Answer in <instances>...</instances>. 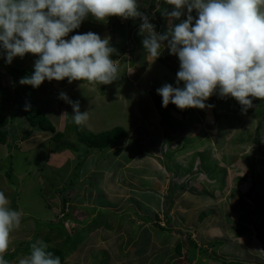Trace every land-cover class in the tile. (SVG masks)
I'll return each mask as SVG.
<instances>
[{"label":"rangeland","instance_id":"obj_1","mask_svg":"<svg viewBox=\"0 0 264 264\" xmlns=\"http://www.w3.org/2000/svg\"><path fill=\"white\" fill-rule=\"evenodd\" d=\"M92 18L83 22L84 29L104 38L111 36L113 20L119 17L108 19L109 28L107 23L100 25ZM138 29H129L128 39L122 41L119 38L120 43L110 38V45L116 49L111 58L117 60L119 78L107 85L88 81L68 83L67 78L59 82L45 80L39 88L21 85L14 82L10 68H17L15 75L19 80L30 77L38 56L29 53L23 58L14 57L8 64L6 52L0 46L1 86L8 87L12 94V100L5 107L11 135L7 144L0 143V191L11 201V208L23 213L19 229L10 233V248L5 254L10 264H19L20 259L28 256L31 244L45 243L50 238L51 242L46 243L64 250L67 257L64 264H163L166 254L168 261L165 264L185 261L186 257L180 259L175 250L177 241L163 247L162 258L155 251L145 249L147 244L150 246L154 242L153 238L157 242L161 240L158 238L159 231H163L160 227L166 225L164 215L154 217L156 212L152 209L162 207L163 197L153 187L145 185L139 191L143 197H137L130 208L133 211L137 203L136 210L140 207L147 215L144 218L138 214L130 217L121 209L108 208L113 204L102 191L106 186L105 177L113 172L114 167L129 163V175L133 172L153 179H148L150 182L159 180L166 184L165 190L169 195L171 193L169 198H176L190 208L191 218L188 219L189 214L179 216V221L187 229L177 226L172 228L173 231L198 229L201 232L215 226L218 228L220 223L231 225L233 229L238 226L244 231L243 235L252 236L246 243L254 237L258 243L253 244L257 261L264 264V247L260 243L264 241V116H256V110L243 111L245 116L249 113L252 118H242L239 122L232 119L231 112L225 121L206 113L198 122L195 119L199 116L194 114V109L190 110L194 117L189 114L193 118L192 124L188 123V118L175 122L173 119L178 113L174 112L178 108L170 103L165 108L157 89L164 84L180 87L173 79L176 74L166 67L154 65L157 62L144 65L146 75L143 77L134 72L148 62L142 57L139 43L142 39L135 32ZM73 31L82 33L83 28ZM119 49L126 54L117 59L121 53ZM17 92L30 97L50 117L56 130L64 133L60 143L51 141V134L31 127L23 113H16L13 97ZM62 92L70 100H78L80 108L88 111L87 130L99 133L122 127L128 133L127 138L104 151L86 149L74 133L73 108L60 98ZM259 102L258 108L259 105L263 107L264 101ZM162 112L170 114L169 118ZM63 113L67 115L62 116ZM237 134L252 143L243 144L240 141L245 138L237 136L239 142L235 144ZM207 144H212V155L207 152ZM7 173H10L11 180ZM122 181L118 177L119 184L112 189L117 190L118 185L125 187ZM176 183L180 186L175 187ZM116 194L112 196L117 197ZM65 197L68 201L66 212L70 210L67 231H53L45 226L51 222L59 225ZM143 198L151 204L149 208L146 203L142 205ZM168 215L173 217L174 212ZM144 221L150 223L144 225ZM168 227L171 224L167 230ZM168 235L169 240L175 239L172 233ZM181 236L185 237V234ZM214 251V256H210L212 260H226V255Z\"/></svg>","mask_w":264,"mask_h":264},{"label":"clouds","instance_id":"obj_2","mask_svg":"<svg viewBox=\"0 0 264 264\" xmlns=\"http://www.w3.org/2000/svg\"><path fill=\"white\" fill-rule=\"evenodd\" d=\"M164 2L173 7L170 12L164 10V15L180 22L160 34L139 10L138 0H0V46L8 64L29 53L38 56L33 74L21 78V85L39 88L45 80L65 78L68 83L107 85L119 78L117 60L111 58L116 49L110 45V37L101 38L91 31L65 37L89 16L103 23L111 17L140 18L142 44L151 61L159 58L165 42L169 53L179 59L176 83L184 86L164 84L157 89L165 108L169 103L180 110L210 108L213 106L205 101L217 92L221 98H234L244 111L253 107V99L264 101V0ZM60 98L72 106L73 122L86 125L88 111H80V102L63 92ZM10 204L0 191V264H10L5 259L10 233L19 229L23 216ZM46 249L43 241L31 244L30 254L19 264H61L60 258Z\"/></svg>","mask_w":264,"mask_h":264},{"label":"crops","instance_id":"obj_3","mask_svg":"<svg viewBox=\"0 0 264 264\" xmlns=\"http://www.w3.org/2000/svg\"><path fill=\"white\" fill-rule=\"evenodd\" d=\"M154 3H156V7L153 10L151 16L149 17V22L155 25V30L157 33L164 34L165 32H167V30L170 26H172L175 23H179L180 21H177V20H171L170 21L169 18L166 15H164V10H167L169 12L173 10V7L170 5H167L164 2V0H138V4L140 6L139 10L141 12L147 11L145 13V15L149 16L148 15L149 9H150L151 5H153ZM192 14L194 16L196 15L195 10L193 11ZM88 18L91 19L92 17L89 16ZM138 19L140 22V20H141L140 18H136V20L135 19L132 20L129 18V19L124 20V21H119L120 18L113 20V23H112L113 24V28H112L113 30L111 32L112 34L110 33L111 36H109L111 38V41H116V42L118 41L119 42V40H118L119 38L122 41L127 40L128 34H129L128 30L129 29L131 30V26L136 24L138 22ZM180 19L181 20L186 19V15L182 16ZM110 20H111V18H110ZM107 21H109V20H107ZM98 24L105 25V23H103V22H100ZM109 24H110V22H109ZM106 25L108 26V28L110 27L108 25V22ZM85 26L86 25H84L83 23L80 26L81 28H83L82 33L86 32V30L84 29ZM118 26L120 27V29H117ZM135 32L137 34H139L141 36V39L143 40L144 36L140 34V30H137ZM82 33H80V34H82ZM76 34H77L76 31H72L65 38L69 39V37L71 38L72 35H76ZM121 34H123V35H121ZM137 41H140V40L137 39ZM141 42L142 41H140L139 43H140V49L142 51V57H143V59H148V62L143 63L140 70H137V71L134 70L135 73L140 74L141 77H143V75L145 76L146 72L143 71L144 65L149 64V63L153 65V62L154 63L157 62V64H154V65H158L160 67L168 68L172 74H176L178 72V70H179V59L177 56L171 55L169 53V50L166 46L167 42H165V47L162 49L161 55L159 56V58H157L154 61H151V58L147 56L146 50L141 45ZM121 45H123V47H124V44H121ZM119 50L121 53L117 59H120V58H122L123 55H125L124 50H121V49H119ZM141 63H139V64H141ZM173 79H174V81L176 80V75L173 77ZM180 85H181L180 87H183L184 86L183 82H180ZM229 98H231V97L229 96V97L221 98L217 92V94H214L207 101H205V103L207 105H212V106L217 107V108L206 107L203 110L197 109V108H189V111L190 110L193 111L195 109L194 114H197L199 116V118H196L195 120L200 122V121H202V116H204L206 113L213 115V116H218L215 113L216 111H218V113H223L224 109L226 107H228V105H229L228 104ZM257 100H258V103L260 104V102H259L260 99H257ZM231 105H232V107L237 106L236 103H233ZM170 106H172L171 103H170ZM179 110L180 109H176V112L177 111L179 112ZM185 110H188V109H185ZM179 114H181V112H179ZM194 114H192L193 117H194ZM128 165H130V163L127 165L124 164V165H121L119 167H114L113 172H111L109 174V176L105 177L106 186H105V188L102 189V191L104 192V194H106V197H108L107 198L108 201H110V203L113 204V206L109 205L108 208H110V209L112 208L115 211L118 209H121L122 212H128L129 213L128 215H130V217H137V214L141 218H144L145 216H147L145 213H143V209H141L140 207L138 210H136V207L138 206L137 203H135L137 206H134V209H132L133 211L130 210L131 206H133V202L136 201V198L137 197H143V195L141 193H139V191L140 190L142 191L143 190L142 188H145V185L147 187H150V186L153 187L155 189L154 191H156L157 194L160 195V197H163V199L161 200L162 202L160 204V205H162V207H159L156 209V206H154V208L152 209L153 211L156 212L154 214V217L159 218L160 216L164 215V218H166V221H165L166 225L164 227H162L163 231L162 232L159 231L161 234L158 235L159 240L160 239L161 240L159 242H157V240L155 238H153L154 242L151 243L150 246H148V244H147V247L145 249H151V250L155 251V254H157V256H160V258H162L163 256L161 255V253H162L163 247L166 248V247L170 246L172 243L174 244V242L177 241L176 246L178 244L182 245L181 254L178 253L177 248L175 249L177 251L178 257H180V259L186 257V260L182 261L181 264H198V263H200V264H261L257 261L258 255L254 250L255 247L253 246V244L257 243L256 240H253L254 239V237H253L252 240H248L249 242L246 243V240L252 236L249 235L248 237H246L245 235H243L244 231L238 229L237 228L238 226L234 227L235 229H233L231 225L220 223L218 228H215L216 227L215 226V227H211L210 229H207L205 231L201 230V232L198 229L190 231V232H188V231L185 232L183 229H179L180 231H178V233L173 231L172 228H175L177 226L178 227L181 226V227L186 228L184 223L179 221V216L181 214H183V215L189 214L188 219L191 218L190 208L179 203L176 200V198H174V200H173V198H169L171 193L169 195V191H167V189L165 190L166 184L160 183L159 180L158 181L155 180V182H150V181H153V179L148 178L150 180L149 181L147 178L143 177L142 175L134 174L133 172L131 173V175H129L127 173V169L129 168ZM185 174H187V173H185ZM118 177H120L121 180L123 179L122 184L123 185L125 184V187H122V185H120V186L118 185V189L114 191V189H112V186H116L117 184H119ZM176 185H177V187L180 186L178 183H176L174 186L176 187ZM108 187H110V188H108ZM175 187H173V189ZM114 193H118V194L122 193V194H125V196L122 195L123 197H120L118 194H116L117 197H113L112 195H114ZM178 196H179V194H177V197ZM119 199L122 200V202H120ZM123 202L124 203L128 202V204L123 205L122 204ZM144 203H146V205H148L147 206L148 208L151 205L148 202V200L145 198H143L142 205H144ZM169 203H170V205H169ZM177 203H179V204L177 205ZM172 212H174L173 217L168 215ZM175 214H176V217H175ZM149 223H150V221L149 222L147 221V222H145L144 225H147ZM168 224H171V227H168V231H167ZM250 230H248V231H250ZM259 231L263 232V230L260 228H259ZM164 233H166V234H164ZM167 233L168 234L172 233V235L175 237V239H171L172 240L171 241L168 238H166V236L167 237L169 236ZM253 233H255V232H253ZM182 234H185V237L184 236L182 237L181 236ZM198 234H199V237H198ZM206 234H207V237H206ZM230 236H232V237H230ZM189 239L193 240L196 243V245H197L196 248L190 247L191 250L189 249V247H188L189 244L187 243ZM183 242H185V243H183ZM253 242H255V243H253ZM222 243L224 244L223 247H222ZM260 243L264 247V241H262ZM211 246L213 247L212 249L209 248ZM214 248L216 251H214ZM212 251L218 252L219 255H222V253H223V255L227 256L226 260H219V261H218V259L212 260L210 258V256L213 253ZM166 255H168V254H166ZM166 255H165V258L163 260L161 259L163 264H165L166 261H168ZM212 256H214V255H212ZM152 261L155 262L154 259Z\"/></svg>","mask_w":264,"mask_h":264},{"label":"trees","instance_id":"obj_4","mask_svg":"<svg viewBox=\"0 0 264 264\" xmlns=\"http://www.w3.org/2000/svg\"><path fill=\"white\" fill-rule=\"evenodd\" d=\"M156 7V3H154L153 5H151L149 12H148V18L151 16L153 10ZM142 23V20H140V22H137L136 24H134L133 26L137 29L138 26ZM133 26H131V29L134 28ZM139 30V29H138ZM17 68H10V74L14 80V82H18L19 83V78L16 77L15 73H16ZM33 93L36 94L35 91H33ZM12 100V94H11V90L8 87L3 88L1 86V78H0V143L1 144H7L9 142V137L11 135L9 129H8V125H9V119L5 114V107L6 104ZM236 103L237 106L232 107L231 104ZM13 104H14V110L16 111L17 114L23 113L24 117L26 118L27 122L29 123V125L33 128H38L43 132L49 133L51 134V141H55L60 143L64 137V133L57 131L54 124L52 123L50 117L40 108L38 107V105L35 104V102L30 98V97H25L24 93L21 92H17V94L15 95V97H13ZM228 107H226L224 109L223 113H218V111H216L215 113L220 117L223 118V120H227L230 117L229 112L232 113V115H234V117H232V119H235L236 121L238 120L240 122V120L242 118H252L251 114H245L243 113L244 110H242L241 105L234 99V98H229V102H228ZM26 105H28V109L26 110ZM160 109V106L157 105ZM213 108H217L214 107ZM233 109V112L230 111ZM255 111V115L256 116H264V106L258 108V100L257 99H253V107L247 109L246 111ZM81 112H84V110L82 108H80ZM162 111V110H161ZM179 112H181V114H179ZM179 112H175L178 113L175 119H173L175 122H180L181 119L185 120L188 118V123L192 124L193 123V118L189 117V114H191V112L188 110H179ZM185 112V114H183ZM164 113V117L169 118L170 114H168L167 112H162ZM187 116V117H186ZM178 124L175 125V132L177 133L178 128H177ZM74 133L77 136V140L81 145H84L86 149H96L99 151H104L107 150L108 148H110L113 145L119 144V143H123V140L127 138L128 133L127 131L122 128V127H116L113 128L111 130L108 131H103V132H99V133H94L91 132L89 130L86 129L85 125L84 126H77L74 123ZM257 135V133H256ZM239 138H245L243 137V135H239L237 134L235 136V144H237L238 141V137ZM247 136V135H246ZM255 139H253L254 141ZM240 142H244L243 144H248L249 142L252 143V141H248L246 138L244 141H240ZM256 143H258L256 141ZM260 143V142H259ZM254 145V144H253ZM202 147V146H200ZM208 147V153L210 155L213 154V147L212 144H207L206 148ZM85 149V150H86ZM199 149V148H198ZM201 154V153H200ZM201 157L203 156L202 154L200 155ZM7 178L11 180V176L10 173L6 174ZM67 199L65 197V199L63 200V207L60 210L61 214L63 215L61 218L58 219V222H51L52 224L46 225L45 227H49L50 229H52L53 231H60V232H64L67 231V226H66V222L68 220V218L70 217V213L68 210L66 212V205L67 203ZM61 221H64V223ZM162 228V227H160ZM168 231V230H167ZM71 236H68L67 238L70 239ZM51 242V238L45 241V244L47 245V249L46 251H49L51 253H53L54 256H58L61 260V264H64L65 260H66V254L64 252V250L62 248H59V246H51L48 243ZM189 244V249L191 248H196V243L189 239L188 242ZM177 251L179 254H181L182 252V245L178 244L176 246ZM191 250V249H190Z\"/></svg>","mask_w":264,"mask_h":264},{"label":"bare ground","instance_id":"obj_5","mask_svg":"<svg viewBox=\"0 0 264 264\" xmlns=\"http://www.w3.org/2000/svg\"><path fill=\"white\" fill-rule=\"evenodd\" d=\"M168 51V50H167Z\"/></svg>","mask_w":264,"mask_h":264}]
</instances>
